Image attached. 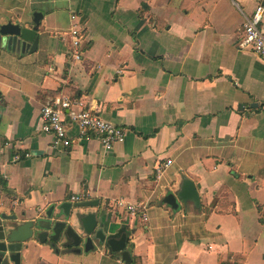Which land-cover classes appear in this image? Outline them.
I'll return each mask as SVG.
<instances>
[{
    "label": "crops",
    "instance_id": "1",
    "mask_svg": "<svg viewBox=\"0 0 264 264\" xmlns=\"http://www.w3.org/2000/svg\"><path fill=\"white\" fill-rule=\"evenodd\" d=\"M258 4L0 0L1 22L39 10L47 36L32 54L0 56V212L31 218L64 202L92 203L81 209L126 232L127 264H264V59L238 47ZM58 97L122 127L124 140L109 151L94 135L77 142L68 122L72 145L54 148L40 130L41 108ZM183 177L200 205L173 210L162 199ZM118 199L143 204L147 220L112 208ZM20 264L126 263L104 249L56 253L31 242Z\"/></svg>",
    "mask_w": 264,
    "mask_h": 264
},
{
    "label": "water",
    "instance_id": "2",
    "mask_svg": "<svg viewBox=\"0 0 264 264\" xmlns=\"http://www.w3.org/2000/svg\"><path fill=\"white\" fill-rule=\"evenodd\" d=\"M42 19L43 13L34 10L29 21L16 22L10 18L0 21V56L12 59L16 54L34 53L40 42L47 38L46 33L40 30ZM162 202L177 210L180 203L191 202L198 207L200 197L194 182L183 177L178 189L168 192ZM80 206L64 202L52 205L43 214L31 218L0 212V264H20L21 252L27 250L31 242L47 245L56 253H88L104 249L118 254L124 263H130L124 229L112 232L96 210L81 209L93 207L92 203Z\"/></svg>",
    "mask_w": 264,
    "mask_h": 264
},
{
    "label": "built area",
    "instance_id": "3",
    "mask_svg": "<svg viewBox=\"0 0 264 264\" xmlns=\"http://www.w3.org/2000/svg\"><path fill=\"white\" fill-rule=\"evenodd\" d=\"M263 14L264 6L258 4L254 11L245 18L242 27L243 37L238 42V47L243 50H249L264 59ZM71 20V46L74 58L79 60L81 57V32L78 16L76 14L71 15ZM68 122L74 123L77 127V142H80L84 137L94 135L100 140L106 151L111 150L114 144L122 142L125 137V131L122 127L102 118L92 109L85 107L81 101H72L67 97H58L52 103L42 106L40 130L52 135V146L54 148L66 149L72 145L73 140L68 133ZM170 163L171 161L168 160L155 167L154 176L156 179L161 176L164 168ZM70 199L72 201L82 200L79 195H72ZM110 206L112 208L125 209L134 218L141 216L143 220H147L143 204H134L118 199L113 204H110Z\"/></svg>",
    "mask_w": 264,
    "mask_h": 264
},
{
    "label": "rangeland",
    "instance_id": "4",
    "mask_svg": "<svg viewBox=\"0 0 264 264\" xmlns=\"http://www.w3.org/2000/svg\"><path fill=\"white\" fill-rule=\"evenodd\" d=\"M16 3H17V0H4V6L6 5V6H8V7H10V6H16Z\"/></svg>",
    "mask_w": 264,
    "mask_h": 264
},
{
    "label": "trees",
    "instance_id": "5",
    "mask_svg": "<svg viewBox=\"0 0 264 264\" xmlns=\"http://www.w3.org/2000/svg\"><path fill=\"white\" fill-rule=\"evenodd\" d=\"M1 183H2V181H1ZM223 264H228L227 262H223Z\"/></svg>",
    "mask_w": 264,
    "mask_h": 264
}]
</instances>
